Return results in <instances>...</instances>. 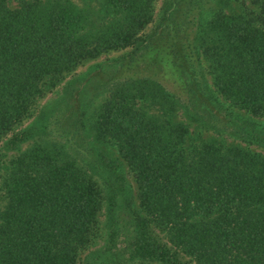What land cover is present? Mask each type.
Segmentation results:
<instances>
[{
    "label": "trees",
    "instance_id": "16d2710c",
    "mask_svg": "<svg viewBox=\"0 0 264 264\" xmlns=\"http://www.w3.org/2000/svg\"><path fill=\"white\" fill-rule=\"evenodd\" d=\"M0 264H264V0H0Z\"/></svg>",
    "mask_w": 264,
    "mask_h": 264
},
{
    "label": "rangeland",
    "instance_id": "374dc122",
    "mask_svg": "<svg viewBox=\"0 0 264 264\" xmlns=\"http://www.w3.org/2000/svg\"><path fill=\"white\" fill-rule=\"evenodd\" d=\"M159 5V2L157 3V6ZM122 52H110L108 54H103L101 55L99 58L95 59V60H88L86 61L83 65L79 66L77 72V76L83 81V82H87L90 79H93L95 81L94 84H90L88 87V89L86 90V94L85 96H94L95 94H103V86L105 85V82L107 79H109V77L113 76L115 74V69L111 68L110 71L107 73V75L104 73V71H106L107 67L105 68H101V65H106L108 64L110 61V59L115 58V57H119V55ZM114 70V71H113ZM101 73V74H98ZM72 79L70 78H66V81H70ZM75 80V79H73ZM72 80V81H73ZM71 81V82H72ZM104 83V84H103ZM170 85V82H169ZM168 85V86H169ZM102 86V88H101ZM170 89H172L171 85L169 86ZM102 94L98 97L101 99ZM57 94H52V93H48L46 94L39 102V105H43V104H47L50 102V100H52L54 97H56ZM31 120V118L29 119Z\"/></svg>",
    "mask_w": 264,
    "mask_h": 264
}]
</instances>
